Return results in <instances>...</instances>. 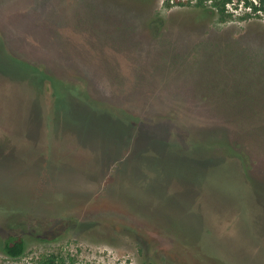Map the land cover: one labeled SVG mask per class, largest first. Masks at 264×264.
Listing matches in <instances>:
<instances>
[{
    "label": "rangeland",
    "instance_id": "obj_1",
    "mask_svg": "<svg viewBox=\"0 0 264 264\" xmlns=\"http://www.w3.org/2000/svg\"><path fill=\"white\" fill-rule=\"evenodd\" d=\"M227 13L0 0V264H264V11Z\"/></svg>",
    "mask_w": 264,
    "mask_h": 264
},
{
    "label": "trees",
    "instance_id": "obj_2",
    "mask_svg": "<svg viewBox=\"0 0 264 264\" xmlns=\"http://www.w3.org/2000/svg\"><path fill=\"white\" fill-rule=\"evenodd\" d=\"M198 5H205L209 0H197ZM212 5L218 10V12L226 17L232 14L227 13L228 3H232L236 0H211ZM241 1V0H238ZM244 5L250 7L252 12L257 13L258 11H264V0L255 2L254 0H244ZM20 63V62H19ZM1 250L12 257L22 256L26 251V241L23 236H10L1 247ZM47 264H69L60 255H49L47 258ZM93 264V263H89Z\"/></svg>",
    "mask_w": 264,
    "mask_h": 264
},
{
    "label": "built area",
    "instance_id": "obj_3",
    "mask_svg": "<svg viewBox=\"0 0 264 264\" xmlns=\"http://www.w3.org/2000/svg\"><path fill=\"white\" fill-rule=\"evenodd\" d=\"M233 3V2H232ZM232 3H228V6L230 7L232 5Z\"/></svg>",
    "mask_w": 264,
    "mask_h": 264
},
{
    "label": "water",
    "instance_id": "obj_4",
    "mask_svg": "<svg viewBox=\"0 0 264 264\" xmlns=\"http://www.w3.org/2000/svg\"><path fill=\"white\" fill-rule=\"evenodd\" d=\"M148 264H152L151 262H149Z\"/></svg>",
    "mask_w": 264,
    "mask_h": 264
}]
</instances>
